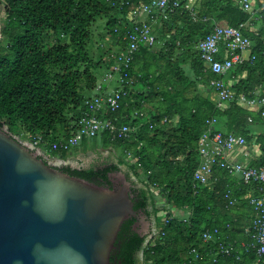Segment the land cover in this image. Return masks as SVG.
<instances>
[{
    "label": "trees",
    "instance_id": "trees-1",
    "mask_svg": "<svg viewBox=\"0 0 264 264\" xmlns=\"http://www.w3.org/2000/svg\"><path fill=\"white\" fill-rule=\"evenodd\" d=\"M132 1L126 6L122 0H0V129L20 127L29 137L40 136L47 148L75 135L88 114L85 103L89 96L112 94L104 86L101 91L96 89L102 83L99 79L111 72L116 58L126 50L123 39L133 26L128 17L132 5L152 2ZM174 1L168 6L167 20L151 22L156 40L162 43L158 51L151 50L155 45L140 46L130 57L127 70L112 73L109 84L116 83L114 91L127 93L120 109L112 113L106 108L97 114L116 127L134 130L127 141L113 140L108 132L99 137L105 150L122 149L137 161L128 167L125 160H118L117 164L107 161L87 169L65 166L59 170L112 188L108 175L126 168L133 184L134 210L147 219L152 217L158 233L155 242L147 244V237L134 229L135 219L126 221L111 264H256L255 251L243 247L250 241L252 224L243 227L233 214L239 205L227 208L223 199L229 195L251 209L249 197L242 200L239 190H251L254 185L215 166V192L196 183L194 174L200 164L198 141L209 119L217 120V131L242 135L248 141L258 138L264 144V133L253 134L249 129L256 125L264 128L261 114L236 103L227 110L218 109L211 101L210 85L212 80L237 78L233 87L237 96L264 98V0H253L261 11L259 21L243 11L242 0H196L192 12L184 8L187 0H179L183 2L179 8L173 7ZM102 18L104 39L123 46L112 58H106V53L95 58L97 49L92 53L87 49L88 44L95 45L93 26ZM242 24L248 25L244 34L252 42L249 61L225 76L211 74L198 51L199 43L216 25L237 28ZM249 118L253 122L249 123ZM53 153L68 154L61 150ZM155 187L158 190L152 189ZM156 191L167 206L187 208L189 214L175 215L164 225L158 219ZM207 232L214 237L210 242L203 239ZM222 244L232 245L233 253L220 254Z\"/></svg>",
    "mask_w": 264,
    "mask_h": 264
},
{
    "label": "water",
    "instance_id": "water-1",
    "mask_svg": "<svg viewBox=\"0 0 264 264\" xmlns=\"http://www.w3.org/2000/svg\"><path fill=\"white\" fill-rule=\"evenodd\" d=\"M46 153L0 129V264H111L126 221L148 236L124 170L101 187L61 172L53 165L66 162L47 163Z\"/></svg>",
    "mask_w": 264,
    "mask_h": 264
},
{
    "label": "built area",
    "instance_id": "built-area-1",
    "mask_svg": "<svg viewBox=\"0 0 264 264\" xmlns=\"http://www.w3.org/2000/svg\"><path fill=\"white\" fill-rule=\"evenodd\" d=\"M122 1H124L126 6H129L132 0ZM170 2L171 0H152L151 4L132 5L133 7L128 17L133 26L126 32L123 39L127 43L126 50L116 58L114 67L104 77V81L110 83L113 81L112 73H119L121 69L127 70L131 56L139 50L140 46L152 47L156 45L157 40L151 22H155L159 18L168 19L166 13ZM182 3L176 0L173 3V7L179 8ZM195 3L196 0H187L184 8L192 12ZM240 5L243 11L251 16V20H261L258 17L261 11L256 9L257 7L253 0H242ZM247 28V24H242L237 28L216 25L211 33L199 43L198 51L211 74L225 76L236 67L243 66L249 61V51L252 47V42L244 34ZM122 81L123 78L120 82ZM238 82L237 78H231L227 82L224 80H212L210 83L213 90L211 101L221 110H227L232 103H236L246 110L260 113L264 118V98L247 99L244 95L237 96L233 87ZM102 89L103 84L100 83L96 90L101 91ZM125 95L127 93L122 94L121 91H112V94L106 97L93 96L88 99L85 103L88 114L81 119L79 131L67 141H63V143L52 144L48 147L50 152L56 153L61 150L71 153V149L79 147L83 140H93L103 132H108L113 140L127 141L130 139L133 129L126 126L116 127L113 123L105 122L97 117V114L102 113V110L106 108L112 113L117 112L120 109L121 99ZM248 120L251 122L252 118ZM205 124L207 126L206 131L198 141L200 164L194 174V180L196 183L207 187L210 191L216 192L217 190L214 189L218 178L215 176L214 169L217 166L228 174L238 177L245 184L254 185L257 196L253 194L247 199L253 213L251 235H249L250 241L244 244L243 247L255 251L257 256L256 264H264V144L262 145L257 140L249 144L247 139L241 135L224 134L217 131V120L214 118L207 120ZM28 141L31 142L34 149H41L45 152L48 149V144L40 136L30 137ZM125 156L126 163L131 164V166L137 161L132 153H125ZM238 156L243 157L242 162L238 161ZM244 158H255L258 161V165L250 166ZM152 189L158 190L156 187ZM157 192H154V196L157 202L158 217L161 218L164 225H167L175 215L185 216L189 214L187 208L179 210L172 206H167L164 199L158 197L159 193L157 194ZM223 199L226 201L227 208H233L241 204L240 200L229 195H226ZM157 233L155 232L148 238L147 244L155 242L154 238ZM203 239L205 242H210L214 237L207 232L204 234ZM192 253H196V250H193ZM231 253H233L232 245H221L220 254L229 256ZM214 262H216V259H214Z\"/></svg>",
    "mask_w": 264,
    "mask_h": 264
},
{
    "label": "rangeland",
    "instance_id": "rangeland-1",
    "mask_svg": "<svg viewBox=\"0 0 264 264\" xmlns=\"http://www.w3.org/2000/svg\"><path fill=\"white\" fill-rule=\"evenodd\" d=\"M105 25V19H101L98 21L97 24H95L93 26L94 29V33L92 35V40L94 42V46H92L91 44L87 45V49L90 53H92L94 51V49H97V54L95 55V58H98L101 54L106 53L107 55L105 56L106 58H112L113 56H115L117 53H121L122 49L119 46V44H117L114 40L109 39L108 37H106L104 39V32L102 31ZM102 37L105 40L102 41ZM157 44L151 49L153 51H158L159 47H160V41L157 40ZM99 52V54H98ZM101 68H104L101 67ZM104 69L99 71V74H101L103 72ZM190 73V72H187ZM104 77V76H103ZM103 77H101L99 80L102 82L104 89L106 90V92L110 93L112 91L115 90V88L117 87L116 83H112L109 84L108 82L103 80ZM89 97H92V95H90ZM249 129L251 131V133L256 134L261 130V127H254V126H249ZM11 133L17 137H19L22 141H28L29 140V135L27 133H25L23 131V129L19 128H15L11 131ZM103 147V143H102V139L99 137L97 139H95L93 141V143L90 140H86L82 143L80 150H84L85 153H91V152H96L98 150H102ZM122 149H115L116 152V157L117 160H125L126 161V156L124 155V153L122 152ZM75 153V152H74ZM102 153H107V152H102ZM105 154L102 157L103 159L105 158ZM107 157V156H106ZM100 161V160H99ZM98 161V162H99ZM131 166V164H127L126 165ZM124 169V168H122ZM140 177V176H139ZM142 177H140L141 179ZM143 181V179H142ZM159 221H160V217H158ZM158 227H160V224L158 225Z\"/></svg>",
    "mask_w": 264,
    "mask_h": 264
},
{
    "label": "crops",
    "instance_id": "crops-1",
    "mask_svg": "<svg viewBox=\"0 0 264 264\" xmlns=\"http://www.w3.org/2000/svg\"><path fill=\"white\" fill-rule=\"evenodd\" d=\"M119 46L121 47V49L123 48L122 45H119ZM160 46H162L161 42H160ZM256 127H261V130L258 132L261 134V132L263 131V126L262 125H256ZM103 151L107 152V153H102ZM46 152H47L46 156H45L46 159L50 160L54 163H60V161H65L66 162L65 164H72V165H77V166L88 165V164H92V163L104 164L107 161H110V163H114V164L118 163L115 149L114 150H111V149L105 150L103 148L102 150H98L96 152H91V153H85L84 150L79 149L77 151H73L72 153L66 154L65 157H62L60 154L50 153L49 150H46ZM251 152H252V150H251ZM104 154L107 157L105 156V158L103 159L102 157L104 156ZM237 158H238L239 162L243 161V159H242L243 157L238 156ZM245 160L248 161V163L252 166L258 165V161L255 158H247ZM124 169H126V168H124ZM233 178H236L238 181H240L238 179V177L234 176ZM239 193L241 195V199L246 200L245 197H247V196L249 197L250 195L255 194V189L253 187L251 190L249 188L245 189V190L241 189V191L239 190ZM233 214L235 215V217H237L239 223L241 221V224L243 227H245V226L247 228L250 227L249 225H251V223H252V210L246 204H240L238 208L233 210ZM240 217L243 220L240 219Z\"/></svg>",
    "mask_w": 264,
    "mask_h": 264
},
{
    "label": "flooded vegetation",
    "instance_id": "flooded-vegetation-1",
    "mask_svg": "<svg viewBox=\"0 0 264 264\" xmlns=\"http://www.w3.org/2000/svg\"><path fill=\"white\" fill-rule=\"evenodd\" d=\"M7 130L9 131V133L11 134V136H15V135H13L12 133H11V131L7 128ZM15 137H17V136H15ZM45 161L47 162V163H49L50 161L49 160H47V159H45ZM55 168H57V169H62L63 167H65V166H70V167H72V168H74V169H87V168H90V167H86L85 165H79V166H77V165H72V164H66V165H63V166H58V165H53ZM97 166H100V165H97ZM148 222L151 224V232L148 234V236H147V238H149V236H151L153 233H155L156 231V224H155V222H154V219L152 218V217H150L149 219H148Z\"/></svg>",
    "mask_w": 264,
    "mask_h": 264
},
{
    "label": "clouds",
    "instance_id": "clouds-1",
    "mask_svg": "<svg viewBox=\"0 0 264 264\" xmlns=\"http://www.w3.org/2000/svg\"><path fill=\"white\" fill-rule=\"evenodd\" d=\"M248 121H249V120H248ZM251 122H253V118H252ZM251 122H249V123H251ZM216 129H218L217 126H216ZM220 132H221V131H220ZM262 132L264 133V128H263V131H262ZM262 132H261V133H262ZM222 133H223V132H222ZM224 134H225V133H224ZM227 134H229V133H227ZM257 134H260V133H257ZM241 136H242V135H241ZM243 137H244V136H243ZM257 139H258V138H253L252 141H248V140H247V141H248L249 144H251L252 142H254V140H257ZM257 142H259V141L257 140ZM259 143H260V142H259ZM71 153H72V152H71ZM123 170H124V169H123ZM147 240H148V239H147Z\"/></svg>",
    "mask_w": 264,
    "mask_h": 264
}]
</instances>
